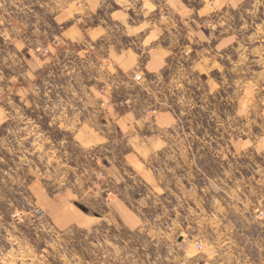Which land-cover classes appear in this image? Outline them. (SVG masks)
Segmentation results:
<instances>
[{
  "label": "rangeland",
  "instance_id": "rangeland-1",
  "mask_svg": "<svg viewBox=\"0 0 264 264\" xmlns=\"http://www.w3.org/2000/svg\"><path fill=\"white\" fill-rule=\"evenodd\" d=\"M172 1L116 0L118 5H114L115 0H0V264H97L102 258L98 243L103 241L104 226L98 232L77 226L61 229L56 219L63 211L88 204L83 196L92 187H105L111 177L107 150H127L126 138L114 125L105 123L107 106H98L109 97L129 104L134 98L146 108L145 117L149 108H157V114L174 112L178 128L166 132L163 143H153L152 149L191 150L188 175L192 179L199 173L203 179L214 177L211 167L220 168L221 177H230V162L237 158L227 150L238 148L235 142L247 132L244 127L230 131L235 126L231 125L234 90L230 82L223 89L215 88L193 67L199 48L196 39L182 50L183 62L171 64L162 80H154L153 85L145 81V74L140 81L132 79L133 74H140L133 71H142L137 69L140 65L122 75L110 57L109 45L123 44L142 57L148 47L143 43L144 34L122 35L119 25L111 22L110 12L116 6L130 4L143 9L144 19L153 15L157 20L170 18L165 12ZM259 3L264 0L240 8L237 19L250 18L245 17L250 14L245 9ZM87 17L100 29L108 27L106 41L74 42L68 35L63 37L64 29L74 22L85 28ZM199 23L200 29L208 30L215 22L202 19ZM101 34L96 31L93 36ZM242 36L243 45L233 63L239 70V86L253 70L255 79L264 78V51L257 46L264 44V28L257 25ZM252 49L253 60L252 55L246 56ZM234 71L229 68L223 74L229 78ZM215 75L222 80L219 73L212 72ZM104 135L111 141H105ZM240 160L246 163V158ZM263 167L261 163L254 166L256 179H264ZM241 173L247 178L251 168L244 166ZM105 188L106 197L114 196L112 187ZM258 189L263 187L256 182L254 190ZM255 215L263 219V207L257 206ZM115 233L120 231L109 234L113 237ZM121 235L127 236L125 232ZM198 242L202 244V240Z\"/></svg>",
  "mask_w": 264,
  "mask_h": 264
},
{
  "label": "crops",
  "instance_id": "crops-1",
  "mask_svg": "<svg viewBox=\"0 0 264 264\" xmlns=\"http://www.w3.org/2000/svg\"><path fill=\"white\" fill-rule=\"evenodd\" d=\"M251 1L175 0L165 12L170 18L157 20H153V15L144 19L143 9L137 10L130 4L116 6L110 12L111 22L119 25L122 35L144 34L143 43L148 46L142 57L143 54L123 44L109 45L118 73L126 75L140 65L137 69L142 71L133 72L145 74V81H150L151 85L154 80L158 83L171 64L181 63L182 50L188 42L192 45L195 38L199 48L193 67L204 74L206 81L211 80L215 88L223 89L230 82L234 90L231 125H235L230 126V131L237 132L244 127L247 135L237 139L238 148L227 150L237 158L230 162L229 178L221 177L220 168L211 167L214 177L203 179L199 173L197 179H192L188 175L191 150L152 149L153 143H163L166 132L178 128L174 112L161 110L154 118L147 119L146 108L137 105L134 98L131 104L125 99L116 101L113 96L105 104L100 101L98 106H107L103 111L105 123L114 125L126 138L127 150H107L110 152L106 155L109 158L107 172L111 177L103 186L112 187L114 196L106 197L107 188L96 185L83 196L88 204L63 211L56 219L61 229L77 226L98 232L104 226L103 241L98 243L102 245L103 255L97 264H264V217L255 215L259 221L254 218L257 206L264 210V179H256L252 173L254 166L264 165V78L255 79L253 70L250 77L245 76L247 80L239 90V70L233 64L243 45L242 33L257 25L264 28V3L245 9L250 12L245 16H251L248 19L236 17L240 8ZM114 5H118L116 0ZM98 9L96 6V11ZM202 19H214L215 23L208 30L200 29ZM98 26L90 24L89 20L85 28L81 22H74L62 35L72 37L74 42L106 41L108 27L100 29ZM96 31L102 34L93 36ZM257 46L264 51L263 43ZM254 52V49L248 50L246 56L252 55L253 60ZM229 68L235 71L227 78L223 72H229ZM246 69L249 71V67ZM212 72L219 73L222 80L216 75L212 77ZM102 138L111 141L106 135ZM260 145L262 148L257 147ZM240 157L246 158V163ZM244 166L247 170L251 168L247 178L241 173ZM204 169L206 171L205 166ZM256 182L262 185V190H254ZM254 193L255 199L252 198ZM116 229L120 233L111 237L110 231ZM121 232L127 236L123 237ZM199 240H202L201 248L197 247Z\"/></svg>",
  "mask_w": 264,
  "mask_h": 264
},
{
  "label": "built area",
  "instance_id": "built-area-1",
  "mask_svg": "<svg viewBox=\"0 0 264 264\" xmlns=\"http://www.w3.org/2000/svg\"><path fill=\"white\" fill-rule=\"evenodd\" d=\"M132 79L135 80V81H140L142 79V75L141 74H138V75L137 74H133L132 75ZM147 111H148V113H146V118L147 119H152L158 113V109L157 108H149ZM197 247L201 248L200 242H198Z\"/></svg>",
  "mask_w": 264,
  "mask_h": 264
}]
</instances>
